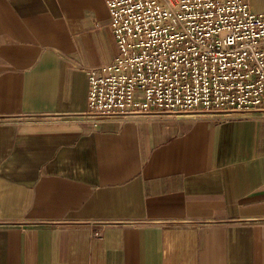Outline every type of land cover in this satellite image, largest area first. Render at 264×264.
Segmentation results:
<instances>
[{
    "label": "crops",
    "instance_id": "crops-1",
    "mask_svg": "<svg viewBox=\"0 0 264 264\" xmlns=\"http://www.w3.org/2000/svg\"><path fill=\"white\" fill-rule=\"evenodd\" d=\"M116 53L104 0H0V264H264V113L94 123Z\"/></svg>",
    "mask_w": 264,
    "mask_h": 264
},
{
    "label": "built area",
    "instance_id": "built-area-1",
    "mask_svg": "<svg viewBox=\"0 0 264 264\" xmlns=\"http://www.w3.org/2000/svg\"><path fill=\"white\" fill-rule=\"evenodd\" d=\"M104 1L117 53L84 67L87 119L264 113V11L249 0Z\"/></svg>",
    "mask_w": 264,
    "mask_h": 264
}]
</instances>
